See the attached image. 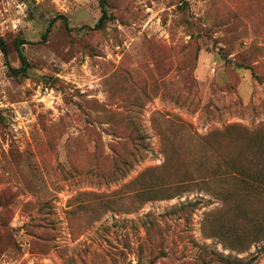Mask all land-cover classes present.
<instances>
[{
	"label": "rangeland",
	"instance_id": "rangeland-1",
	"mask_svg": "<svg viewBox=\"0 0 264 264\" xmlns=\"http://www.w3.org/2000/svg\"><path fill=\"white\" fill-rule=\"evenodd\" d=\"M107 12L98 28L100 0H0L10 65L19 40L30 64L14 76L0 48V264L255 257L264 0H108ZM208 178L260 195L226 203Z\"/></svg>",
	"mask_w": 264,
	"mask_h": 264
},
{
	"label": "trees",
	"instance_id": "trees-1",
	"mask_svg": "<svg viewBox=\"0 0 264 264\" xmlns=\"http://www.w3.org/2000/svg\"><path fill=\"white\" fill-rule=\"evenodd\" d=\"M107 6H108V0H100V7L102 9V17L100 18L98 24L96 25V27H98V28L101 27L105 23L106 19L108 18ZM55 21H56V19L50 23V26L47 29L46 34L43 37L44 41H46L47 34L50 32V29H51L50 27H52V25H53V23H55ZM24 44H25L24 40H19L15 44V49H16L15 51L18 53L22 65L19 68H13L10 65L9 48H8L5 40L0 37V48H1V51L4 54V57L6 59V65L9 67L11 73L17 77L26 76L29 69H30L29 61L25 55L24 50L22 49V46ZM205 161H206V164H209L210 163L209 157L205 158ZM222 167H223V163H221V162H218V165L216 167H213L211 164L208 165V169L215 168V170H216V169H221ZM214 176H216V175H214ZM214 176H213V178H214ZM213 178H208L209 180H207L206 183L208 185L210 183L216 184L215 191H217V193H221L220 195H224L226 197V203H230L229 200L235 201V199L240 198L242 196H246L248 198H254L255 199L256 196L260 195V193L257 189V186H254L255 184L249 185V187H252L251 191H250V190H248V187H245L244 189H242L239 186L227 187L224 184H221L220 182H217V181L214 183L215 179H213ZM257 191H258V193H256ZM199 203H201V202H196L195 204H190V205L194 206V205H197ZM224 244L226 245V247H229L225 241H224ZM261 253H264V242H263L262 249L259 252H257V255L255 257L247 260V261L240 259V258H237V257L227 256V257L215 258V260L209 258L207 264H253L254 262H256L259 259Z\"/></svg>",
	"mask_w": 264,
	"mask_h": 264
}]
</instances>
